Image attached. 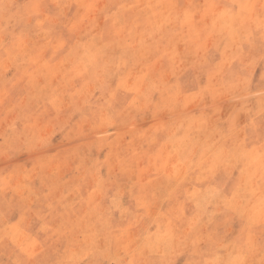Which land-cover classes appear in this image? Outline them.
<instances>
[{
    "label": "rangeland",
    "instance_id": "rangeland-1",
    "mask_svg": "<svg viewBox=\"0 0 264 264\" xmlns=\"http://www.w3.org/2000/svg\"><path fill=\"white\" fill-rule=\"evenodd\" d=\"M0 264H264V0H0Z\"/></svg>",
    "mask_w": 264,
    "mask_h": 264
},
{
    "label": "bare ground",
    "instance_id": "bare-ground-1",
    "mask_svg": "<svg viewBox=\"0 0 264 264\" xmlns=\"http://www.w3.org/2000/svg\"><path fill=\"white\" fill-rule=\"evenodd\" d=\"M146 11V10H145ZM102 67V66H101ZM209 190V189H208ZM197 198V197H196ZM204 200H205V198H204ZM208 205V204H207ZM213 215V214H212ZM163 237V236H162ZM162 240V239H161Z\"/></svg>",
    "mask_w": 264,
    "mask_h": 264
}]
</instances>
